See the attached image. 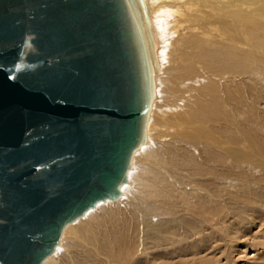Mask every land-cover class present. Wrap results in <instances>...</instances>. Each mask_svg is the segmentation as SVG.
Masks as SVG:
<instances>
[{
    "label": "water",
    "instance_id": "95a60500",
    "mask_svg": "<svg viewBox=\"0 0 264 264\" xmlns=\"http://www.w3.org/2000/svg\"><path fill=\"white\" fill-rule=\"evenodd\" d=\"M145 0H0V264L117 200L157 71Z\"/></svg>",
    "mask_w": 264,
    "mask_h": 264
},
{
    "label": "bare ground",
    "instance_id": "6f19581e",
    "mask_svg": "<svg viewBox=\"0 0 264 264\" xmlns=\"http://www.w3.org/2000/svg\"><path fill=\"white\" fill-rule=\"evenodd\" d=\"M145 6L157 68L146 140L132 153L120 198L98 201L67 222L53 251L40 264L129 263L131 252L121 258L122 250L115 249L106 236L96 239L82 218L108 203L128 201L139 208L142 190L138 184H148L151 179L155 186L162 177L160 172L167 179L177 174L172 166L173 162L179 163L173 161L174 147L163 151L155 147L165 126L175 129L172 139L182 145L180 164L192 168L189 176L193 178V200L185 202L190 213L200 218H170L164 222L171 234L167 242L176 239L172 237L173 227L189 237L172 248V254L181 259L177 263L218 262L204 253L207 247L203 245L217 239L213 227L205 228V224L222 210L219 202L229 199L231 204L242 203L239 211L245 207L255 211L257 203L264 207V115L257 114L258 106L264 107V0H145ZM182 106L186 107L184 111ZM165 109L172 111L165 114ZM159 111L163 120L156 117ZM190 147L200 149L199 162L189 152ZM164 152L171 157L164 158ZM141 210V223L146 227L142 229L145 235H153L156 244L163 231V223L159 227L152 223V214L158 209L150 203ZM252 211L234 223L236 229L231 235L238 232L239 224H251L255 214ZM238 234L235 235L242 238ZM83 241L87 246L85 260L90 263L80 259L79 249L77 252ZM143 242L140 238L139 243Z\"/></svg>",
    "mask_w": 264,
    "mask_h": 264
},
{
    "label": "rangeland",
    "instance_id": "374dc122",
    "mask_svg": "<svg viewBox=\"0 0 264 264\" xmlns=\"http://www.w3.org/2000/svg\"><path fill=\"white\" fill-rule=\"evenodd\" d=\"M181 108L182 111L186 109L184 106ZM258 108L260 112L257 114L264 115V107L260 108V106H258ZM171 111L172 110L165 109L164 113H171ZM158 113L159 114H156L157 119L163 120V117L159 118L162 116L160 111ZM170 119L172 118L170 117ZM163 128L161 130L160 142L157 141L156 144H159L155 147H158L161 151L174 147V149L172 148V156L175 157H173V161L177 160L179 163L175 164L173 162L174 165L172 166H174L175 168H173L177 170V176L173 174V176L176 177L172 178L173 176H168L167 179V175L164 174V172L161 173L159 168V174H161L162 177L166 176L165 178L161 177V182L156 181L157 184L155 183L156 185L154 186V184L151 183L153 181L148 179L149 185H142V183L138 184L139 189L142 190V192H140V197L142 198L141 207L137 208L131 205L128 201L123 202L122 204L108 203L94 209L91 214L82 218L84 220V225L87 227L91 235H93L96 239H102V237L106 236L108 240H111L110 242H112V244L114 243L113 247L115 249L119 247L122 250L120 254L121 258H124L127 253L131 252L132 256L128 259V264H179L177 262L181 259L178 255L172 254V250H174L172 248L175 245L177 246L179 242L184 241V239H188L189 237L185 238L180 228V230H178L173 227V231L176 234L173 232L172 237L173 239H176H174L173 242H167V239L170 238L171 234L168 231V226L166 227L164 222H167L170 218L176 220L186 218L191 221L195 219V216L199 218L197 213H194V215L190 213L187 208L188 202H185L186 199L187 201H190L191 199L193 200V188L191 187V184H193V178L190 177L193 173L192 168L190 166H186L185 164H180L181 161L179 160L180 157L178 154L182 150V145H179L178 142H175L176 140L172 139V134L175 132V129L170 125ZM262 132V136H264V126ZM189 149V152L193 156L195 155L196 157L194 158L199 162L201 160V153L199 154L200 149H192L191 147ZM162 155H164V158L169 156L171 157V155L165 152L164 154L162 153ZM172 180L174 181V184H172ZM189 195H191V197ZM229 202V199L226 200L225 203L224 201L219 202L222 205V210L217 212L213 221L209 220L205 224V228H208V226L213 227L217 239L211 240L209 243L207 242L206 245H203V248L207 247L205 248L204 253L207 254L208 257L217 259L218 262L216 264H264V207L257 203L254 205L256 207L255 211L246 207L239 211V209H241L239 207L242 203L241 205H236ZM150 203L158 209L154 214H152V223L157 227L163 223V231L158 234L156 238L158 241L156 244L152 240V234L145 235V232L143 231L145 229H142V227L144 228L145 226L141 223L142 218L140 214H144L141 209ZM251 211L255 213L253 214L254 219L251 221V224L243 227H241V224L237 226L238 232L235 234L240 233L242 238H238L235 234L231 235V232H234L233 228L236 229V225H234V223L241 220L243 217L248 216V212ZM152 226L154 227V225ZM166 230L168 232H166ZM228 232L231 236L228 235ZM139 237L143 239V244L139 243ZM138 243L139 246L137 248ZM121 244L123 247H120ZM80 246L77 248V252L79 249L78 253H80V259L85 260L87 259L85 254L87 249L86 242L83 241ZM153 254L158 257H153ZM84 262L90 263L89 259Z\"/></svg>",
    "mask_w": 264,
    "mask_h": 264
}]
</instances>
